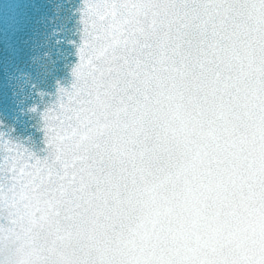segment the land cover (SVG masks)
Returning a JSON list of instances; mask_svg holds the SVG:
<instances>
[{
    "label": "snow or ice",
    "instance_id": "6c2138e0",
    "mask_svg": "<svg viewBox=\"0 0 264 264\" xmlns=\"http://www.w3.org/2000/svg\"><path fill=\"white\" fill-rule=\"evenodd\" d=\"M235 3L0 0V241L81 240L26 264H228L155 253L165 187L237 155L235 108L257 109L264 140V0L242 36Z\"/></svg>",
    "mask_w": 264,
    "mask_h": 264
},
{
    "label": "clouds",
    "instance_id": "9594fccd",
    "mask_svg": "<svg viewBox=\"0 0 264 264\" xmlns=\"http://www.w3.org/2000/svg\"><path fill=\"white\" fill-rule=\"evenodd\" d=\"M247 2L236 0L230 14L241 36L249 23ZM234 111L238 117L230 133L221 135L237 155L229 156L219 167L210 165L211 172H202L189 185L181 180L163 190L165 206L171 211L162 215L158 225L161 239L156 246L157 256L264 264V175L256 163L257 149L264 143L256 132L260 113L251 107ZM172 122L177 123L175 119ZM91 191H96L95 185ZM140 215V210L132 212L128 222L134 223ZM93 219L94 225L105 223L103 216ZM79 243L80 238L69 236L66 229L59 233L34 230L29 235L0 241V256L7 264H26L33 250L39 249L44 258L54 261L57 249ZM89 251L95 256L91 248Z\"/></svg>",
    "mask_w": 264,
    "mask_h": 264
}]
</instances>
